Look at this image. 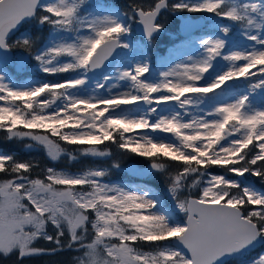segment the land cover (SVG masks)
I'll list each match as a JSON object with an SVG mask.
<instances>
[{
	"label": "snow or ice",
	"instance_id": "snow-or-ice-1",
	"mask_svg": "<svg viewBox=\"0 0 264 264\" xmlns=\"http://www.w3.org/2000/svg\"><path fill=\"white\" fill-rule=\"evenodd\" d=\"M168 16L184 35L156 56ZM29 62L41 79L9 74ZM0 140L111 160L69 172L0 152V259L264 264V0H0ZM130 156L148 165L128 175L164 193L108 182Z\"/></svg>",
	"mask_w": 264,
	"mask_h": 264
},
{
	"label": "trees",
	"instance_id": "trees-1",
	"mask_svg": "<svg viewBox=\"0 0 264 264\" xmlns=\"http://www.w3.org/2000/svg\"><path fill=\"white\" fill-rule=\"evenodd\" d=\"M108 3H111L113 5L119 6L121 10H126L128 3L130 0H107ZM33 31L35 32L36 30L33 28ZM34 38L37 40L38 44H42L43 41V32L42 30H37L34 34ZM43 35V36H42ZM169 40L166 39L165 35H161L157 38V42L154 44L153 50L166 47L165 45H168ZM32 62H29L26 64L24 72L23 73L26 76V71L31 67ZM16 68V65L14 63H10L8 65V72L11 76L16 77V73H13ZM22 74V73H21ZM113 153L116 151L114 148L110 149ZM0 152H7L9 154L15 155L18 159L20 160H34L39 162L41 167L44 166H54L57 169H64L66 171H71V170H78L82 166L89 165L91 162V158H84L80 157L76 161H69L66 157L62 159L61 161L57 162H51L47 159L43 151L40 150H25L23 147V144L17 143V142H4L0 140ZM97 162V161H96ZM111 163V160L108 162L101 163L105 166H108ZM121 163V169L120 170H115L113 169L112 172L110 173L114 178L116 177H121L124 178L125 180H130L131 177L128 175L127 170L129 168H132L134 166H142L147 167L148 162L147 160L143 158H138L134 156H130L126 159H123L120 161ZM38 171V169H37ZM212 171L215 172H220V169H215L213 168ZM34 175L36 174L35 172L33 173ZM142 183L147 184L149 187L153 188L155 191L164 193L165 191V183L164 179L162 177L158 178H145L141 180ZM36 247H47V243L44 241H38L36 242ZM144 250H148L145 248ZM264 250V245L258 249H255L254 252H259ZM252 254V253H250ZM75 253H69V252H60L55 255H43V256H35V257H29L26 259L25 264H72V259ZM231 262H227V264H230ZM0 264H12V260H3L0 259Z\"/></svg>",
	"mask_w": 264,
	"mask_h": 264
},
{
	"label": "rangeland",
	"instance_id": "rangeland-1",
	"mask_svg": "<svg viewBox=\"0 0 264 264\" xmlns=\"http://www.w3.org/2000/svg\"><path fill=\"white\" fill-rule=\"evenodd\" d=\"M94 3H101V4H104V5H107L105 4V0H93ZM107 6H111V7H114V8H119V6H116V5H107ZM194 16H200V14H195ZM226 23V22H225ZM166 25L169 27L168 31H167V34L169 35V37L171 39H176L177 38V35H176V32L177 30L175 31V24L170 21V20H167L166 21ZM29 27H32V26H28L26 25L25 28L21 29V31H25L27 30ZM43 32V41H42V44L44 42H46L47 40V32L42 30ZM199 35L201 34V30L198 31ZM234 34H235V31H234ZM42 35V36H43ZM166 38H168V36H165ZM134 38L136 39H139V37L136 36V34L134 33ZM237 39L240 41L241 45L244 44V41L242 38L240 37H237ZM173 42H171L172 44ZM177 43L179 42H174L172 45L169 44L168 46L166 47H162V48H158V49H155L153 52L155 53L156 56H163V55H166L167 52H168V49L169 48H172L174 47ZM157 51V52H156ZM31 67L26 71V73H28L27 76H25L23 73H25L24 71L23 72H17V69L15 68L14 72L13 73H16V77H13L15 78L18 82H21V81H27L29 79H41L42 78V74L39 73L38 71H35L34 70V62H32L31 64ZM217 67H219V65H217ZM22 73V74H21ZM48 79H53V77H48ZM115 153V152H114ZM97 161V162H96ZM110 161L109 159H92L91 158V162L90 164L88 165H85V166H82L80 169L78 170H71L69 172H80V171H83L84 169L86 168H89V167H107L101 163H104V162H108ZM135 168H143L142 166H134ZM215 169H218V168H215ZM60 170V169H58ZM62 170V169H61ZM63 171H66L63 169ZM215 172V171H213ZM217 174H222V173H219V172H215ZM108 182H111V183H115V184H132V183H142L141 180L139 178H135V177H131V179L128 181V180H125L124 178H121V177H116L114 178L111 174L109 175V177L107 178ZM253 182L255 183V186L261 190V191H264V185H260L258 182H255L254 181V178H253ZM264 251V250H263ZM253 254V253H252ZM252 254H248V255H252ZM243 259H247V257H243ZM231 263L230 264H240V259L239 258H234L233 260L230 261Z\"/></svg>",
	"mask_w": 264,
	"mask_h": 264
},
{
	"label": "water",
	"instance_id": "water-1",
	"mask_svg": "<svg viewBox=\"0 0 264 264\" xmlns=\"http://www.w3.org/2000/svg\"><path fill=\"white\" fill-rule=\"evenodd\" d=\"M178 19L180 20V22H179V31H180L181 35L183 36L184 34H183V32L181 31V24H182V21H181V19H180L179 17H178ZM194 19L197 21L198 24H203V23H204V21L201 19V17L194 18ZM198 29H199V28H197L196 31H197ZM134 30H135V32L139 35V32H138V30L135 29V27H134ZM230 259H231V258H226L224 261L221 262V264H224L226 261H228V260H230Z\"/></svg>",
	"mask_w": 264,
	"mask_h": 264
}]
</instances>
